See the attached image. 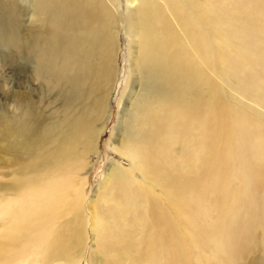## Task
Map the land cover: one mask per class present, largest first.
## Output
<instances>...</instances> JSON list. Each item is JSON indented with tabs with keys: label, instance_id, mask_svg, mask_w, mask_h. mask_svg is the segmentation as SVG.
Returning <instances> with one entry per match:
<instances>
[{
	"label": "bare ground",
	"instance_id": "6f19581e",
	"mask_svg": "<svg viewBox=\"0 0 264 264\" xmlns=\"http://www.w3.org/2000/svg\"><path fill=\"white\" fill-rule=\"evenodd\" d=\"M128 1L0 0L8 72L34 86L0 91V264H264V0ZM120 26L141 94L89 208Z\"/></svg>",
	"mask_w": 264,
	"mask_h": 264
},
{
	"label": "rangeland",
	"instance_id": "374dc122",
	"mask_svg": "<svg viewBox=\"0 0 264 264\" xmlns=\"http://www.w3.org/2000/svg\"><path fill=\"white\" fill-rule=\"evenodd\" d=\"M129 1L127 0H116L115 4L117 7L118 13L125 12L127 9ZM26 15H24L22 27L25 29L28 27V22L26 21ZM25 18V19H24ZM24 23V26H23ZM28 29V28H26ZM25 29V30H26ZM128 35L125 34L124 29L122 26L119 27V33L117 35V42H116V59L114 64L115 69V76L113 78L112 85L109 89L108 93V105L106 108V123H105V129L100 134L99 138L96 141V148L93 153L89 154V157L87 158V165H85V168L80 172L79 176L81 175L84 179V189H83V196H84V203L85 205H88L90 200L95 199L102 193V189H99L101 186L100 182L104 178L105 172L109 170L112 163H122L120 164L122 167H128V164L126 162V158L118 154L117 151H115V148L117 147L119 140L123 136L122 133H120V130L117 129V123L118 121L122 120L127 114L131 113L132 106L135 104L136 100L138 99L139 95L141 94V91L137 93L136 95H133L129 100L127 99L126 94L128 93L129 89L130 91L133 90H140L141 87L139 85L140 81L137 78V75L134 73L135 71L132 69L134 66L132 65L133 60L135 59V54H130L131 44L130 39H128ZM3 52H5L4 48H0V91L3 94H8L12 90L11 88H16V82L19 81L22 82V86H28L32 87V78L29 75L28 72V66L24 72H21V79L20 76L17 75V71L14 69L13 73L8 72L10 70V66L6 59L3 56ZM4 59V60H3ZM28 65V64H27ZM117 66V67H116ZM23 73V74H22ZM20 80H19V79ZM132 79V80H131ZM10 81V82H9ZM133 81V82H132ZM110 82V84H111ZM130 82H132V87L130 86ZM138 82V83H136ZM142 83V80L140 81ZM11 86V87H10ZM110 86V85H109ZM109 86L106 88V90L109 88ZM143 92H146L145 86ZM26 89V88H25ZM10 90V91H9ZM32 89H30V92ZM30 94V93H28ZM37 95L40 96L37 93V90L33 92V94L30 96L32 99V102L35 104V106L38 107V109L42 112L44 115V122H48L50 118L49 115L44 114V111L47 109L45 107L46 102L50 100L49 97H45L43 99H38ZM10 99V97H8ZM6 99L5 101L8 102V104L3 103L4 99L0 96V111L7 112L11 111L12 108L10 104L13 102ZM130 103V104H129ZM60 104V99H57L54 103V107H58ZM2 106V107H1ZM11 108V109H10ZM102 121V120H101ZM119 131V132H118ZM99 140V141H98ZM1 158V154H0ZM11 168L6 166L5 164H0V184H3L4 182L9 181L6 179L10 176ZM80 182V179H78ZM86 207V206H85ZM90 208V206L88 205ZM90 210H85V219L87 222H85L89 228H92L90 218ZM90 234L87 235V241L88 245L85 249V256L89 255V252H93L94 254L97 253L94 248L93 238H97V236L89 230ZM96 240V239H94ZM88 250V251H87ZM256 253V252H255ZM255 253H249V255L245 258L238 259L234 264H247V261L251 257L254 256ZM258 254V253H256ZM249 258V259H248ZM248 259V260H247ZM80 264H85V261H81Z\"/></svg>",
	"mask_w": 264,
	"mask_h": 264
}]
</instances>
